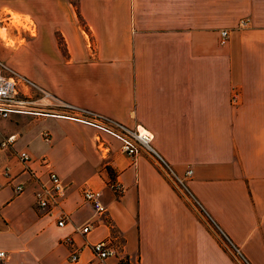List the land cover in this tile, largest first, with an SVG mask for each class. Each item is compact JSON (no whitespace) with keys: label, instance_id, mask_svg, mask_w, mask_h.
Listing matches in <instances>:
<instances>
[{"label":"crops","instance_id":"obj_1","mask_svg":"<svg viewBox=\"0 0 264 264\" xmlns=\"http://www.w3.org/2000/svg\"><path fill=\"white\" fill-rule=\"evenodd\" d=\"M8 3L30 21L8 62L35 84L20 88L36 107L0 116V141L14 137L0 147V264H91L89 244L113 236L131 264H233L215 226L152 159L132 160L73 118L81 110L146 129L177 174L191 169L186 185L214 225L249 264H264V0ZM240 18L248 24L238 27ZM219 29L229 30L224 45ZM49 170L66 191L45 212L34 193ZM84 187L99 191L103 213L84 201ZM85 223L86 234L75 230Z\"/></svg>","mask_w":264,"mask_h":264},{"label":"built area","instance_id":"obj_2","mask_svg":"<svg viewBox=\"0 0 264 264\" xmlns=\"http://www.w3.org/2000/svg\"><path fill=\"white\" fill-rule=\"evenodd\" d=\"M248 24L247 18H240L237 26L244 27ZM229 34L228 29L218 30V44L224 45L227 41ZM6 73L3 74L0 70V116L7 117L10 113H22L28 111H35L36 100L27 96L25 92L20 88L34 87L35 84L27 80L24 76L16 73L15 71L6 68L0 63ZM43 97H48L49 94L42 89L36 87ZM69 111H73L75 107L65 104ZM73 116V115H72ZM73 118L81 120L87 125L92 126L99 132H103L110 137H113L119 142V149L122 153L130 157L132 160L138 154H145L149 156L158 170L162 173L164 178L168 181L171 187L187 201L195 211L208 218L209 221L215 226L216 231L220 237V242L226 251L231 255L237 264H249L248 261L242 256L238 247L235 246L228 237L223 234L212 220L208 217L207 213L201 207L200 203L194 198L186 185V178L191 175V169L187 168L182 174H177L171 165L167 163L164 158L153 148L151 145V134L144 128L135 126L133 128L127 127L124 124L117 122L109 117L95 113L92 111L81 110L79 116L74 115ZM42 138L44 141H49V134L42 132ZM14 137L9 135L0 141V147L8 146L12 143ZM106 145L100 141V147ZM18 158L22 163H27L29 155L25 151L18 152ZM44 159H42L43 161ZM45 162V161H44ZM44 164H47L46 162ZM109 187L114 193L119 196L123 192V186L115 180L109 183ZM15 190H21V186L15 187ZM66 186L62 183L58 175L49 170L47 173V179L44 182H40L38 189L34 193V206L36 209L49 212L51 205H57L58 202L64 197ZM82 198L84 201L90 204L96 213H103L105 208L100 202V193L97 190H93L89 187L82 189ZM66 219V215L63 212H59L57 225L62 226ZM75 230L81 234H86L90 230V225L85 223L79 225ZM116 237L113 236L109 239H102L89 244V248L93 255L91 264H131L130 261L124 256L119 254L118 246L115 242ZM72 244L70 241H68ZM80 249L71 245L68 260L72 263L77 262ZM4 256V252L0 251V258ZM110 260V261H108ZM108 261V262H107Z\"/></svg>","mask_w":264,"mask_h":264},{"label":"rangeland","instance_id":"obj_3","mask_svg":"<svg viewBox=\"0 0 264 264\" xmlns=\"http://www.w3.org/2000/svg\"><path fill=\"white\" fill-rule=\"evenodd\" d=\"M6 17H9V21ZM27 23H30V21L26 15L13 12L8 0H0V63L24 77V74L10 66L8 60L12 50L25 43L26 36L28 35ZM0 70H2L3 74L6 73L2 67H0ZM25 94L27 95V93ZM222 251L226 253L228 259L233 264H237L226 250L222 248Z\"/></svg>","mask_w":264,"mask_h":264},{"label":"bare ground","instance_id":"obj_4","mask_svg":"<svg viewBox=\"0 0 264 264\" xmlns=\"http://www.w3.org/2000/svg\"><path fill=\"white\" fill-rule=\"evenodd\" d=\"M15 20V19H14ZM2 33V32H1Z\"/></svg>","mask_w":264,"mask_h":264}]
</instances>
